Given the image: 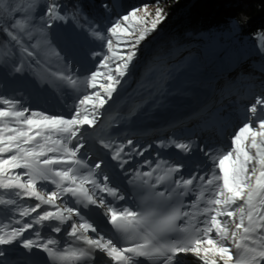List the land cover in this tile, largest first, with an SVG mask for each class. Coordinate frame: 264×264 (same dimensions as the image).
<instances>
[{"label":"snow or ice","instance_id":"6c2138e0","mask_svg":"<svg viewBox=\"0 0 264 264\" xmlns=\"http://www.w3.org/2000/svg\"><path fill=\"white\" fill-rule=\"evenodd\" d=\"M3 4L4 0H0V6ZM147 8L148 6L145 5L142 9L144 12L142 17L137 16L141 9L124 15L121 20L107 28L106 38L99 37L98 31L92 30L89 25L86 31L89 38L106 40L105 54L89 53L93 59L100 57V68L104 71L91 72L88 87L93 90L99 87L102 91L97 90L92 94L83 95L78 100L73 114L68 118L46 115L27 108L17 110L19 101L7 98L0 101L2 105H12L11 110L0 107V120L14 121L12 127H0V154H11L8 158L0 155V177L7 179V182L0 180V189L13 192L17 197L35 198L38 201L35 206L20 212L21 216L36 213L33 221H26L22 226L12 228L10 233L0 235V264H14L4 259L8 251L4 246L14 244L21 245L29 252L34 248L44 247L45 251L53 255L54 260L61 259L47 245H41L24 235L26 231L33 228L34 224L46 221L58 222L57 225L52 226L55 233L64 231L70 238L82 240L87 245L86 249L80 251L84 264H96V261L92 259L96 252L108 258L107 264H113V262L137 264L133 256L146 257L153 261L162 257L160 264H179L177 258L181 253H193L203 261V264H217L216 257L224 264H232L233 257L225 242L229 237L235 242L238 233H242L244 239H253V243L258 244V247L244 246L240 251L241 245L236 243L240 254L235 264H261V261H264V117L258 119V127H254L251 121L243 123L232 140V151H228L219 158L220 176L213 174V178L208 179L207 184L212 185L215 180H222V184L216 186L213 197L205 201L206 206L200 211V214L205 216L202 228L192 223L191 212H181V207L186 206L181 198L189 186L193 185L197 179L196 176L189 179L181 177L175 181L174 187L166 191H157L138 173L135 175L129 173L127 182L141 194L144 208L140 212L130 211L127 208L117 212L108 207L104 196H97L94 191L99 190L119 200L125 199V196L117 191L116 186H110L113 177L104 171L105 162L99 160L89 166L86 161L78 158L77 154L86 146L85 126L95 128L99 119L97 115L99 110L109 104L114 94L119 92L122 83H127L125 78L131 71L137 46L164 20L163 10L159 6L156 7L155 17L149 20L150 14ZM81 21L88 23L82 7L77 4H65L62 0H51L50 3L45 0L39 9L33 0H28L27 7L23 4L10 6L7 12L0 7V36L3 37V40H0V69L11 62L12 72L22 75L26 69L30 68L29 60L32 63H39L36 57L55 56L57 59H63L60 52L53 47L48 34L57 22H75V26L82 28ZM129 22L137 25L150 23V27L133 29ZM65 68H70V65L66 64ZM52 75L75 83L73 77L65 75L64 72ZM36 76L41 82H45L46 77L42 74L36 73ZM144 103L147 101L142 102L141 107ZM257 106H264V98H257L256 102L249 107L248 112L253 118L256 117ZM81 108L84 110L81 111ZM136 114L137 111L134 109L128 113L127 118L130 119ZM52 129H56L63 137L62 140L56 141L60 145L59 151L54 146H47L37 139L41 137L43 130L51 131ZM41 139L47 140L48 137L43 136ZM249 139L250 147L256 150L254 154L246 150L245 142ZM73 140L76 143L69 147ZM99 143L103 149L111 150L110 159L115 161V166L123 171H127L125 165L130 162L129 156L143 155L142 152L135 151L131 147L133 146L131 139L127 140L126 144L121 143L115 146L111 141L100 140ZM171 144L183 153L190 152L194 146L193 143L175 141ZM126 149H128L127 152ZM47 152L55 154L47 156ZM40 157L45 158L41 160ZM18 168L27 170V180L22 182L20 174L11 179L5 176L9 169ZM82 168L88 170L86 175L81 174ZM157 168H160V165H157ZM182 168L183 165H177L163 169V175L158 177V182L171 179V175L180 173ZM199 179L203 180L204 177L200 176ZM40 181H50L57 190L47 192L44 189H38L37 183ZM86 183L91 184V188H86ZM63 197L74 198L75 203L82 205L83 208H89V206H96L99 209L107 208V213H100L105 217L103 227L95 220L89 222L85 219L80 208L68 206L61 208L57 205V201L63 203ZM197 199L199 200L200 197ZM238 201H243V204L237 205ZM15 203L13 199H0V204ZM41 205L52 206L57 211H43V214H40L38 210ZM233 205L237 206L233 208ZM187 206L195 208L198 204L193 203ZM74 216L79 218L78 221L73 220ZM181 217L190 218L188 226L178 227L177 221ZM218 217L228 219L221 220ZM66 221H72L70 230L62 229L60 226ZM229 221L234 224L235 230L229 229ZM104 228H107L111 235L105 232ZM89 230L93 236L85 235ZM213 230L217 239L209 236ZM171 232H181L185 235L176 242L161 244L160 240ZM36 235L39 236L40 233L37 232ZM121 238L134 241V246H119ZM55 242L48 240V245Z\"/></svg>","mask_w":264,"mask_h":264},{"label":"rangeland","instance_id":"374dc122","mask_svg":"<svg viewBox=\"0 0 264 264\" xmlns=\"http://www.w3.org/2000/svg\"><path fill=\"white\" fill-rule=\"evenodd\" d=\"M33 2L36 4L37 9L41 5L45 3V0H33ZM49 3V0H47ZM51 2V1H50ZM28 0H4V4L0 7H3L5 12H7L8 8L10 6H20L23 4L25 7H27ZM189 5L186 4V2L180 1L176 6L173 7L172 13L168 15L166 18L164 17V20L158 25L157 29L153 31L149 36L145 38V40L149 39L148 45L145 46V49L143 51H140L139 46L145 41H142L139 46H137L136 50V57L133 61V64L131 66L130 73L126 76L127 83H122V86L119 89V92L117 94H114L113 98L109 101V104L103 108L104 110L100 109L98 112L99 119L97 120L95 128H91L88 126H85L84 130V137L86 138L87 135L92 134L89 131H96L100 124H103L105 120H103L104 117H114L116 114L122 113L124 114V110L126 109L125 106L127 104L132 103L133 106L131 108L132 110L138 109V106L140 109L137 111V114L134 117H131L130 119L127 118V115L124 114V118L120 120L119 123H124L125 121L132 122L130 123L132 127L133 125L138 123L139 125H146L145 123H159L160 121H163L164 118H162L165 115L170 114V116H177V118L188 111L192 110L193 106L196 105V102H200L204 100L203 95L205 92H207L208 87L211 86L215 91L218 89H224V88H232L236 89V86H245V85H252V86H261V88H264V69L261 67L262 64H264L263 58L259 56V58L256 60L260 63H255L254 65L253 61L255 59L252 57V54H248L244 60L238 61L234 63L233 65L229 67H222L220 71L217 70L218 65V58H215V60L211 61L210 65L206 66L204 70L201 71L199 75H195V77H192V73L188 76H191L188 78L186 76V79L182 81L183 77L181 73L177 70L182 68H189L191 63L195 62V70L202 68L204 66L203 64V58L204 53L202 51H196L194 48L185 49L184 51L177 52L176 54H173L171 52L169 55L160 58L158 61L153 60V46L155 41L165 32L172 29L174 26L178 24L180 19L185 17L187 8ZM144 7H140V12L137 13L138 17H142L144 15L143 9ZM148 13L150 16L148 19H152L155 17V11L156 7H148L147 8ZM128 14V13H127ZM123 16H117V19L113 22L116 23L119 20L122 19ZM131 24L130 26L133 29H136L137 27L145 26V24H134L129 22ZM150 24V23H149ZM58 26V25H56ZM65 26L67 29V32L71 34L74 38L79 36L81 38L82 32L81 27H76L71 22H65ZM93 27H96L95 23L92 24ZM100 26L103 27L101 24ZM55 28V27H54ZM52 29L51 32L48 34V38L50 42L52 43L53 47L56 51L60 52L62 54L61 57L63 59H57L55 56H39L36 57V59L39 61V63H32L31 60L28 61V63L31 65L33 74H31L29 69H26L25 76L22 77V75H17L14 72H12V65L11 62L7 63L5 68L2 70V74L0 77V101L7 98L10 100L11 96L13 94H17V91L15 90H22V88L26 85L28 88L31 87V81L34 79L41 85L43 82L40 81V79L37 78L36 73L42 74L44 77H46L45 82H47L50 85L49 82V75H52L53 73H60L64 72L65 75H71L73 79L75 80V83H71L67 80H64L70 84H73L77 91L79 93H82L84 89V83L86 81V76L82 77H76L74 74L71 73L72 70L76 69V64L72 62L71 59L67 58L66 55L62 52V48H64V45L68 43L67 38L60 32L55 29ZM61 29V27H60ZM107 30V29H106ZM105 30V31H106ZM158 34V36L155 38V35ZM107 33H103V35L99 37H107ZM221 37L222 40V50L221 53L224 52L226 49L227 43H229V36L228 33H216L214 34V38ZM152 39V40H151ZM0 40H3V37L0 36ZM100 41V40H99ZM82 43V41H81ZM70 48L71 45L68 43ZM79 45V44H78ZM99 45H101V50L98 51L101 53V55L105 54L107 52L106 47V40L103 39V41L99 42ZM95 51H88V52H77L76 53V59L75 60H83L88 62L89 67L87 71V75L90 77L91 72L93 71H101L104 70L100 68V57H96L95 59L91 58L89 56V53H92ZM60 54V55H61ZM223 56V55H222ZM262 63V64H261ZM70 65V68L66 69L65 65ZM202 64V65H201ZM178 66L176 68V73L172 74L173 71H170L171 66ZM133 69H135L133 71ZM146 72V75H149L150 78L147 82L142 84L141 74H144ZM141 73V74H140ZM10 79V80H8ZM148 87H151L149 90H157L156 93H154V96L151 98L149 93ZM58 92L60 95H62L63 91L62 89L57 86ZM102 91L99 89V87L96 90L90 89L89 94H92L93 91ZM140 90V91H138ZM138 91V92H137ZM147 92V93H146ZM10 93H13L10 95ZM147 101V103H144L141 107L142 101ZM74 106V105H73ZM0 107H7L9 110L12 109V105H2L0 104ZM129 107V106H128ZM130 108V107H129ZM84 109L81 108V111ZM73 112L71 113V115ZM182 114V115H181ZM70 115V116H71ZM69 117V116H68ZM67 117V118H68ZM170 118V117H169ZM116 120V119H114ZM113 121V120H112ZM133 124V125H132ZM14 126V121L10 119H3L0 120V127H12ZM137 126V125H135ZM139 128V126H138ZM45 131V130H43ZM7 134V133H5ZM47 136V140L41 139V137ZM41 137H38L37 139L40 140L41 143L46 144L47 146H54L56 147L55 142L53 141V138L49 134H42ZM97 138V137H94ZM99 138V137H98ZM46 150V149H45ZM54 152H47V156H53ZM3 155L4 158H8L10 153H4L0 154ZM45 157H40L41 160H43ZM26 169L18 168V169H9V171L5 174V176L8 179H11L17 174L21 175L22 182L28 179V176L26 175ZM84 173L83 175H86ZM0 180L6 181L4 177H0ZM89 184L88 186L85 185L86 188H91ZM38 189H41L42 186L37 183ZM10 196H5L3 192H1L0 189V199L8 200ZM27 201H24V204H26ZM17 204V202H16ZM23 206H30L33 205V203H28V205ZM241 204L237 202V205ZM237 205H235L233 208H235ZM9 204H5L4 209H9L8 214L12 216V220H16V212L19 208L17 207H8ZM28 208V207H24ZM22 209V208H20ZM13 210V212L11 211ZM228 219V218H227ZM30 220V218H27L26 221ZM24 220H20V222L24 223L26 222ZM228 226L231 228V226L234 227V224L229 221ZM227 247L230 248V246L227 244ZM217 258V257H216ZM215 258V259H216ZM217 262L220 260L217 258Z\"/></svg>","mask_w":264,"mask_h":264},{"label":"trees","instance_id":"16d2710c","mask_svg":"<svg viewBox=\"0 0 264 264\" xmlns=\"http://www.w3.org/2000/svg\"><path fill=\"white\" fill-rule=\"evenodd\" d=\"M180 1L189 5L185 17L155 41L152 58L158 61L171 52L176 54L190 48L202 51L204 66L200 70H195V62L189 68L181 67L177 70L183 76L182 81L191 73L192 77L199 75L215 58H218V71L244 60L248 54H252L253 58L260 56L264 61V0H62L65 4L81 6L88 19V23L81 21L82 36L74 38L75 44H79L83 51L97 52L102 48L99 42L103 39L89 38L86 34L89 25L101 36L104 32L107 33L105 30L113 25L117 16H124L147 5L159 6L166 18ZM71 23L75 25V22ZM93 23L96 27L92 26ZM142 27H150V24L146 23ZM221 32L230 34L223 53L220 51L223 46L222 36L214 38V34ZM177 67L171 66L172 74L176 73ZM3 69H0V77ZM189 77L191 76L187 79Z\"/></svg>","mask_w":264,"mask_h":264},{"label":"bare ground","instance_id":"6f19581e","mask_svg":"<svg viewBox=\"0 0 264 264\" xmlns=\"http://www.w3.org/2000/svg\"><path fill=\"white\" fill-rule=\"evenodd\" d=\"M151 40H152V39H151ZM148 41H150V40H149V39L145 40V41L139 46L140 51H143V50L145 49V46L148 45ZM213 92H214L213 88H212L211 86H209L207 92H206V93L204 94V96H203L204 100L207 101L208 99L211 100V99L215 98V94H213L212 97H209ZM213 96H214V97H213ZM215 99L218 100V98H215ZM142 102H144V101H142ZM142 102H141L140 104H142ZM58 103H59V107H60L61 109H64V108H65V106H64V104H63V102H62L61 100H58ZM205 104H207V103H205ZM205 104H204V105H205ZM128 106H129L130 108H129ZM132 106H133L132 103L128 104V105L126 106V109L124 110V114L128 115V113L131 111ZM138 107H139V106H138ZM118 116H119V117H122L123 115H122V114H118ZM118 120H119V119H118ZM155 124H156V123H155ZM148 128H151V127H150V126H147L146 129H148ZM181 129H182V128H176V129H175V133L178 134L179 131H180ZM106 133H107L108 135L106 136V134H103L104 136H102V137H105V136H106L104 140H105V141H111V142L114 144V146L117 145V143H119V141H122L123 144H124V142L127 141V139H126V140H121V137H120L121 134L116 133V135H118V137L115 138V139H112L113 136L110 135L108 131H107ZM233 137H234V135H233ZM100 140H102V139H100ZM247 142H251L250 139H249ZM163 143H164L165 146H166V147H165V151L163 152V154L167 156V153H168V155H169V153H171L172 150L175 149V147H174L171 143H169V142H163ZM96 144H97V143H96ZM232 148H233V146L230 145V144H228V149H230V150L232 151ZM104 151H105V153H107V154H110V153H111V150H109V149H104ZM125 151L127 152L128 149H126ZM252 153L254 154L255 152L252 151ZM141 156H142V155H140L139 157H141ZM128 159H129V161H130V162L128 163V164H129V167H128V169H127V170H128V176H129V173H131V174H133V175H135V174L138 173L139 176L142 177L143 180H145V181L148 182V184H150V185H154V186H157L158 191H166L167 189H170L171 187H174V185H175V181L178 180V179H180L181 177H183L184 179H189L188 177H186V176L184 175V171H183V170H187V171H190V172H197V170H192V168H189V167H192V166H191V163H189L191 160L187 161V159L182 160V164H179V163H166V162H161V161H159L157 158H151V159H148V158H146V157H143L142 160L140 161V160H137V159H136V160L133 159V155L129 156ZM157 165H160V168H157ZM177 165H183V168H182V170H181L180 173H173V174L171 175V179H169V180H165V181L168 183L167 186H163V185H162V183H163L164 181H162V182H158V177H160L161 175H163V169L168 168V167H175V166H177ZM200 168H201V166H200ZM146 173H151V175H146ZM115 176H117V175H115ZM128 176H127V177H128ZM202 176H203V175H202ZM211 177L213 178V175H211ZM3 182H7V180H6V181H3ZM41 182H50V181H40L39 183H41ZM85 185L88 186L89 184L86 183ZM209 186H210V185L207 184V179H206V180H200V179L197 178V179L193 182V185H190V186H189L188 191H190V192H194L196 195H201V193H202V196H203L204 198H206V199H210V198H212V193L215 192V190L212 189V188L209 187ZM1 190H2L3 192L6 191V190H3V189H1ZM182 190H183V189H181V191H182ZM13 198H14L13 200H15V201L18 200V198L21 199L20 201H23V200H29V201L26 202V204H28V203L31 202V203H33V205H31V206L28 207V208H31V207L35 206L36 203H38V201H36L35 198H31V199H29V198H26V197H17V196H15V197H13ZM20 201H19L18 206H21ZM238 203H240V201H238ZM242 203H243V202L241 201V204H242ZM15 204H16V203H15ZM15 204H11V205H9L8 207L10 208L12 205L15 206ZM57 205L60 206L59 201H57ZM66 206H68V207H73V208H79V207H78V204H76V203L66 204ZM234 206H235V205H233V207H234ZM15 207H16V206H15ZM4 208H5V205L0 204V210H1V211H0V218H6V215L9 216V214L7 213L9 209H4ZM17 208H18V207H17ZM22 210H24V208H23V209H20V208H19L17 211H14V212H16V221H15V222L10 221V222H7L6 226H2V225H1V220H0V235H4V234H8V233H10L11 229L14 228V227L22 226L23 223H22V222H19L21 219L24 220V221H26L27 218L30 217V221H33L34 218H35L36 215H37L36 213H30L29 215L21 216V215H20V212H21ZM11 211L13 212V210H11ZM43 211H53V212H55V211H57V209L54 208V207H52V206H49V205H41V208L38 210V212H39L40 214H43ZM92 212H93V211H92ZM100 212H101V211H100ZM100 212H97V213H95L94 215H91V217L88 219L89 222H92L94 219L99 218V217H100ZM188 212H191V213L193 214V217H192L191 219H192V222H195V223H196L197 227H201V228L204 227L202 221L204 220L205 216L200 215V214H199L200 212L193 213V208H189V209H188ZM88 213L90 214L89 211H88ZM89 214H88V215H89ZM65 215H66V214H65ZM83 215H84L85 219H87V218H86L87 215L85 216V213H83ZM11 217H12V216H9L8 218H9L10 220H12ZM74 217H75V216H74ZM74 217H73V220H74ZM188 219H190V218H188ZM218 219H219V218H218ZM102 221H103V220H102ZM18 222H19V223H18ZM71 222H72V221H66L63 225H60V226L62 227V229H66V226L70 225ZM21 223H22V224H21ZM97 223L101 224V227H103V222L100 223V221H97ZM57 224H58L57 221H46V222H43V223H41V224H34L33 228H32V229H29L28 231H26V232L24 233V235L26 234L25 237H27V238L31 237V239H33V240L36 241V242H39L41 239H43L42 242H44V243L41 244V245H44V244L48 243V240H54V241H55V239H54L53 237H49V235H50V233L53 232V230H52V226L57 225ZM5 227H7V228L5 229ZM35 228H36V229H35ZM104 229H105V228H104ZM67 230H70V227H69ZM33 231H34V232H33ZM28 232H29V233H28ZM37 232H39L40 235H39V236H36V237L34 238L33 234L36 235ZM27 233H28V234H27ZM87 233H88V232H86L85 235H86ZM210 235H211V238H213V239H217L216 234H215V230H213V232L210 233ZM47 237H49V238H47ZM62 237H66V238H68L69 236L66 234V232L63 233V234H59V233H58V234L56 235V239H60V238H62ZM46 238H47V239H46ZM256 239L258 240V237H257ZM67 240H68V241H71V238H68ZM226 242H227V241H226ZM226 242H225V243H226ZM226 245H227V243H226ZM204 246L206 247L207 245L205 244ZM6 247H7V249H8V251H7L6 253H12V252H17V250H19L18 248H20V245H15V244H14V245L6 246ZM187 255L191 257V260H194V261H195V263H193V264H198V263L203 264V261L200 260L198 257H196L193 253H187ZM188 264H189V263H188Z\"/></svg>","mask_w":264,"mask_h":264},{"label":"water","instance_id":"95a60500","mask_svg":"<svg viewBox=\"0 0 264 264\" xmlns=\"http://www.w3.org/2000/svg\"><path fill=\"white\" fill-rule=\"evenodd\" d=\"M194 1V0H193ZM151 36V35H150ZM158 36V34L155 35V38Z\"/></svg>","mask_w":264,"mask_h":264}]
</instances>
